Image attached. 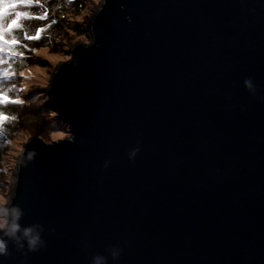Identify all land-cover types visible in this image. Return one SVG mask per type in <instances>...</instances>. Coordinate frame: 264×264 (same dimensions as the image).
Wrapping results in <instances>:
<instances>
[{
    "label": "water",
    "instance_id": "1",
    "mask_svg": "<svg viewBox=\"0 0 264 264\" xmlns=\"http://www.w3.org/2000/svg\"><path fill=\"white\" fill-rule=\"evenodd\" d=\"M97 11L52 74L70 137L23 147L0 264H264V0Z\"/></svg>",
    "mask_w": 264,
    "mask_h": 264
},
{
    "label": "rangeland",
    "instance_id": "2",
    "mask_svg": "<svg viewBox=\"0 0 264 264\" xmlns=\"http://www.w3.org/2000/svg\"><path fill=\"white\" fill-rule=\"evenodd\" d=\"M12 2L13 0H5L4 5H0V8L4 9L5 26L16 19L17 12H26L28 15L19 18V27L5 31L4 39L7 43L3 45L0 53V68L11 74L0 83V94L9 97L7 102L0 104V116L4 117L0 119V194L7 192L10 198L17 168H6L4 156L8 146L5 142L13 139L18 151L24 147L26 139L29 141L33 137H40L48 143L70 137L65 123H58L56 116L47 118L49 113L54 112L49 109L51 81L47 88L31 85L26 92L23 90V83L28 81V70L40 80L45 79L43 74L53 66L52 64L57 67L59 63L65 62L64 55H72L71 49L65 50V40H75L83 33L90 41V21L93 17H86L84 24H73L87 15V4L91 0H31L30 3H20L16 0L15 8L8 7ZM82 8L85 9L84 12H81ZM53 20L56 21L55 24L52 23ZM68 28L73 29L71 35L66 31ZM78 44L83 42L76 45ZM37 51L40 55H37ZM21 71H25L26 75L22 77ZM52 74L48 73L51 76ZM17 97L36 102L20 105L14 102ZM41 100L44 101L43 104L39 102ZM13 116L17 119H12ZM33 116L38 119L31 121ZM17 133L19 135H16ZM11 159L10 157L9 161ZM6 176L8 179H5Z\"/></svg>",
    "mask_w": 264,
    "mask_h": 264
},
{
    "label": "clouds",
    "instance_id": "3",
    "mask_svg": "<svg viewBox=\"0 0 264 264\" xmlns=\"http://www.w3.org/2000/svg\"><path fill=\"white\" fill-rule=\"evenodd\" d=\"M70 2V0H69ZM105 2V0H91V2H89L87 4V15L84 16L83 19H79L77 21H74L73 24L76 23H80V24H84L86 22L85 18H91L93 15L95 14H99L98 13V9L102 11V6L103 3ZM30 3V0L29 2ZM85 9L82 8L81 12H84ZM17 17L20 18L21 16H27L28 13L26 12H17L16 13ZM53 24L56 23L55 20L52 21ZM66 31H68L69 35L72 34L73 29L72 28H68L66 29ZM38 36V33H37ZM78 42H83L84 44H89L90 41L87 39V37L81 33V35L79 37H77V39L75 40H65L64 41V46H65V50L68 51L71 48H73ZM37 55H40V52L37 51ZM73 57L71 54L69 55H64L63 56V60L64 61H68V60H72ZM53 66L48 69L43 75L45 77V79L40 80V78L38 76H36L35 74H33L31 72V70H28V81L23 83V90L26 92L29 87L31 85H35V86H39V87H43V88H47L49 87L50 81L52 80V76L48 75L49 72L51 73H55L57 71V67L56 65L52 64ZM20 75L23 77L26 75L25 71H21ZM245 86L248 88H252V83L250 80H246L245 81ZM39 99V98H37ZM17 104L20 105H24L26 103H35L36 101H25L24 99H21L19 97L16 98V100L14 101ZM41 104L44 103V101H39ZM57 114L55 112H51L48 114L47 118L50 117H55ZM12 119H17L16 116H13ZM38 118L33 116L31 118V121H36ZM30 134V133H29ZM16 135H19V133H17ZM25 144L28 143L27 139L24 141ZM5 145L8 146V151L7 153H5V161L6 163V168H11V169H15L19 166V164L21 163V157L23 156L25 149L21 148L18 151L15 149V144L13 139H8L5 142ZM12 158L11 161H9V158ZM31 158V157H29ZM5 179H8V177L6 176ZM9 184L11 183V180L8 181ZM11 204V199L10 197L7 195V192H5L4 194H0V233H2V235H0V256H6L9 254L8 251V243L7 240L5 239V237L8 238H12V239H16L19 240V236L18 233L21 232V225L19 224V219L22 216V211L18 208V207H10ZM33 228L28 227V228H24L23 229V236L25 238H27V244L29 247L30 251H36L37 250V246L39 243H41V238L40 236L34 235L33 234ZM21 247H23V245H21ZM114 255H118V253H114ZM94 264H106V260L103 257H95L94 258Z\"/></svg>",
    "mask_w": 264,
    "mask_h": 264
},
{
    "label": "snow or ice",
    "instance_id": "4",
    "mask_svg": "<svg viewBox=\"0 0 264 264\" xmlns=\"http://www.w3.org/2000/svg\"><path fill=\"white\" fill-rule=\"evenodd\" d=\"M19 2L28 3L29 0H19ZM4 3H5V0H0V5H4ZM16 6H17L16 0H13V2L8 5V7L10 8H15ZM3 21H4V9L0 8V53H2L3 45L7 43V41H5L4 39L5 31L6 30L11 31L13 28L19 27V18L17 17V15H16V19H13L11 23L7 26L3 24ZM0 59H2V56H0ZM10 75L11 74L9 72L5 71L3 68H0V83H2L4 79L9 78ZM8 100H9V97L3 94H0V104H3L7 102ZM3 118L4 117L0 116V119H3Z\"/></svg>",
    "mask_w": 264,
    "mask_h": 264
},
{
    "label": "bare ground",
    "instance_id": "5",
    "mask_svg": "<svg viewBox=\"0 0 264 264\" xmlns=\"http://www.w3.org/2000/svg\"><path fill=\"white\" fill-rule=\"evenodd\" d=\"M49 109H51L52 111H54L50 106H49ZM55 112V111H54ZM56 119L58 120L57 122L59 123L61 120L56 116ZM32 126H34V125H32ZM54 126H56L55 124H54Z\"/></svg>",
    "mask_w": 264,
    "mask_h": 264
},
{
    "label": "trees",
    "instance_id": "6",
    "mask_svg": "<svg viewBox=\"0 0 264 264\" xmlns=\"http://www.w3.org/2000/svg\"><path fill=\"white\" fill-rule=\"evenodd\" d=\"M76 30L78 31V29L76 28Z\"/></svg>",
    "mask_w": 264,
    "mask_h": 264
}]
</instances>
